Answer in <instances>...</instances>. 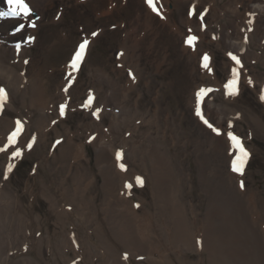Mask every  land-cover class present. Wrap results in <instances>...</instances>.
<instances>
[{"label": "rangeland", "instance_id": "1", "mask_svg": "<svg viewBox=\"0 0 264 264\" xmlns=\"http://www.w3.org/2000/svg\"><path fill=\"white\" fill-rule=\"evenodd\" d=\"M106 1L114 3V14L96 18L98 28H108L101 41L89 44L77 84L63 85L67 72L62 69L84 40L77 17V29L66 30L74 22L66 17L52 32L46 26L32 47L31 55L48 50L41 84L54 106L47 123L41 124L43 131L35 126L40 114L31 111L29 119L38 131L32 128L25 146H9L8 137L17 129L0 136V148L5 149L0 152V195L2 186L12 191L1 204L12 201L4 220L8 248L0 264H264V34L242 36L251 48L231 51L226 43L235 34L227 21L212 27L202 42L199 35L209 30V17L196 16L184 26V35L188 40L196 37L190 45L204 44L210 52L192 59L183 51L182 39L175 40L169 31L151 37L129 0ZM189 5L185 2L176 11L178 21ZM32 16L38 20L36 13ZM19 23L9 19L0 24V36L14 33ZM22 32L12 41L25 40ZM125 41L132 46L128 53L123 52ZM130 52L140 57L139 66L125 64ZM210 53L215 60L209 71L204 57ZM97 67L116 83L89 84L99 73ZM233 70L236 96L226 87ZM202 89L206 92L197 96ZM66 100L76 109L71 112ZM94 102L89 114L85 108ZM123 112L129 113L125 121L130 122L116 130L112 122ZM8 114L18 119L16 112ZM230 132L250 153L243 175L232 170L237 151ZM156 146L161 147L157 150L164 156L163 166L151 162L149 154ZM103 148L114 155L116 186L105 182L111 175L102 173L106 162L97 161ZM16 149L21 156L12 155ZM117 152L122 159L117 160Z\"/></svg>", "mask_w": 264, "mask_h": 264}, {"label": "bare ground", "instance_id": "2", "mask_svg": "<svg viewBox=\"0 0 264 264\" xmlns=\"http://www.w3.org/2000/svg\"><path fill=\"white\" fill-rule=\"evenodd\" d=\"M28 2L30 3V6L33 9V14L36 13V16H38V20L37 19L35 20L33 16H31L28 19H25L22 16L20 18L0 17V24L4 23L6 20H9V19L20 21L19 24L24 25L23 29H21V30H23L22 33L25 32V34H27L25 37V40L21 39V40H17L16 42H14L15 40L13 38L15 37V35L17 33V29L19 28L18 27V28H16L14 33L11 32L8 34H3L4 36L3 35L0 36V88L5 89L7 94H8V100H7L3 110L0 111V136H3V134H6L7 130L9 131L12 129H17V123L16 122L20 121L23 125V131L21 132V134L18 137L19 142L16 143L17 145H19L20 143L23 145L25 144V142L27 140L26 136H28L27 134H29V135L31 134L32 128L34 131V129L37 130V128L39 127L40 130L43 131V127L41 126V124H45V122L47 121V118H48L47 113H49L51 106L52 105L54 106V104L50 105V103H49L50 100H48L49 96L46 93L47 91L41 84V82H42L41 81V75L43 74V72L45 70L43 68L44 67L43 63L45 61L44 58H46L48 50L41 49V52H39L38 54L31 55L32 47H35V46L37 47V43H38L37 41H39V37L44 33V28L46 26H49L48 29L50 32H52L53 31L52 29L54 26H57L60 24L63 25V23L66 20V17H70L73 20L77 17V20L79 21V23L80 22L83 23L81 29H84L83 31L85 32L83 34L82 40L87 38L88 40H90L89 44L96 45V43L99 42L100 37H103L105 35L104 31L106 30V28H108V27H106L107 25L105 26L104 30L101 29V26H99L100 28H98L97 26L99 25V22L96 21V18L98 20L101 18L107 19V18H111L114 14L113 13L114 3L113 2L107 3L109 1H106V0H28ZM185 2L190 3V5L188 6V8H187L188 10L186 11L185 14L182 12L179 15V21H178L175 17V13H176V11L180 10L179 8H182V5ZM129 3H132V5H133L132 7L137 8L136 11L139 15V18L137 20L139 21V23H142L141 24L142 26H145L147 29L152 31V32L148 31V33L150 32L149 35L151 37L156 39V37L159 35V33L164 32V31H166V32L169 31L170 32L169 34H172V35H174L175 38H177L175 40H178L179 38L182 39V41L185 44L184 46L182 45L183 46L182 49H183V51L188 52L187 54H189L192 59L196 58L201 52L205 51L207 53V51L209 50V49H205L204 44L200 45V43H198L195 45V47L192 46L193 45L192 43H191L192 45H190L188 38H186V35H184V34H186L184 29H183L184 26L187 23L189 24V23L193 22L195 20L196 16H199V18L201 16H203L204 19H206V17L207 18L209 17L208 18L209 30L207 29L203 34L201 33V35H199L202 37L200 40L202 42L203 41L205 42L204 39H205L206 35H208V33L210 34L212 32V30H213L212 27L219 26V28H220L221 24H219V23L220 22L223 23L222 19L226 20L227 21L226 23L230 25V28L232 29L233 33L235 34L234 35L235 38L233 36L231 37V35L233 33L230 34V30H228V32H227L228 34L226 35V36H230L231 38H233L232 40L230 38V40H228L226 43L227 47L229 46V49H231V51H239L242 49L247 51L251 48L249 42H246L245 40H244L245 42H243L242 36L245 35V38H246L248 35H250L249 37L252 38V37H254V35H258L261 33L264 34V0H154L157 11L152 10V8L147 3V0H131V1L129 0ZM134 3L136 6L134 5ZM123 5H124V3H123ZM89 6L91 7V9H89ZM241 7H242V9H241ZM200 8H202V9L199 10ZM111 9H112V11H111ZM114 9H115V7H114ZM7 10H8L7 0H0V12H6ZM93 13L95 14L94 16H93ZM252 19L255 20L254 23L249 24V21ZM200 20H202V19L200 18ZM33 22L35 24V27L29 26ZM194 25H195V23H194ZM250 25L252 27V31H249ZM92 26H93V30L87 31L86 27L91 28ZM225 26H226V24H225ZM66 27H67L66 30H69L71 33L72 29H74L75 27L77 29L79 26H77L76 20H74L73 25L72 24L66 25ZM95 27H97V28H95ZM197 27L199 28V26H197ZM227 28H225V31H227L226 30ZM197 30H199V29H197ZM201 30H203V29H201ZM46 31H47V29H46ZM141 31H143V29ZM93 32L97 33V35L93 36L92 35ZM221 33H223V32L221 31ZM262 34H261V36H262ZM220 36H222V35H220ZM12 40H14V41H12ZM40 40H41V38H40ZM126 40H127V38H126ZM134 40H136V39H134ZM82 42H79L78 44H80ZM39 44H40V42H39ZM17 45H19V47H17ZM134 46L135 45H133V47ZM130 47H132V46H129L128 41H125V43L123 44V47H122L123 52L128 53ZM90 48H91V46L88 45V47L86 49L85 56H84L82 62L80 63L78 70H73L70 68V64H71L73 55H75V53L72 55L70 60L67 61L68 63L67 62L65 63V65L62 69H64L67 72V75L64 78L63 85L64 84L66 85L70 82L77 84L76 82L79 81V77H80L79 76L80 71H81L80 69H82V67L85 63V60H87L89 58L88 56L90 53ZM136 51H138V50H136ZM208 52H210V50ZM30 56H31V58H30L29 64H28V66H26L25 60L27 58H29ZM209 56H210L209 57L210 59H208L206 61L207 65H208L206 68L210 71V69L213 68V66H214L213 61L215 59H214V56L212 53H210ZM124 58H126L125 61L122 58L121 59L125 62L126 65L128 64L130 66H133L135 64L137 66L138 64H140L139 59H138L140 57L139 56L136 57L134 54H131V52H130V55L128 54L127 57H124ZM134 69L136 70V68H134ZM194 69H195V67H194ZM96 70L99 71V73H98V75H94L95 74L94 73L93 74L94 76H91L92 79L89 81V84L93 81L96 83L100 82L102 84H108L110 86L112 83L113 84L116 83V82L114 83V79H112L111 76H109L107 73L103 74L102 73L103 71L100 70V67H97V69L95 68V71ZM69 73H71V75H69ZM209 75H207V76H209ZM46 86H47V84H46ZM70 86H71V83H70ZM113 88H116V87H113ZM71 89H69V92ZM67 93H68V91H67ZM112 94H115V93H112ZM61 95H63V94H61ZM65 95H63V96L65 97ZM108 95H111V94L108 92L105 95V101H106L105 106L107 108H108L107 102L110 101V99H108L106 97ZM116 96H118V95L116 94ZM235 96H236V94H235ZM239 96H241V95H239ZM89 97H92V96H89ZM67 100H68V98H67ZM115 103L119 104L117 102H115ZM89 104H91V103H89ZM68 106H70L69 108L71 109L70 110L71 112H72V110L76 109L75 107H77L76 104H73V103H71ZM85 106H84V108H85ZM117 106H119V105H117ZM95 107L96 106H95V102H94L91 105H89L87 108H85V111L87 110L90 114L91 110H93V108H95ZM33 109H35L40 114L39 118L36 119L37 120L36 125L33 124V121H31V119H29L30 117H32L31 111ZM123 109L124 108H122V111H123ZM10 111L12 113H13V111L17 113L18 117H16V118H18V119L16 121H13L10 118V116L8 114V112H10ZM50 111L52 113V110H50ZM103 113H105L104 110H103ZM126 113L127 112H123L122 114H120L123 116L122 118L119 117L120 119L119 118L115 119V120L113 119L114 121L112 122V124L114 123L113 126H115L116 130L120 129V127L122 125H127L128 122H130V120L125 121V119H127L129 117L128 116L129 113H128V115ZM87 115H88V113H87ZM116 115L118 117L119 114H115V116L113 114V118L116 117ZM126 115H127V117H124ZM34 125L37 126V128H35ZM123 128H124V126H123ZM22 133H25V135H23ZM42 133L45 134L44 132H42ZM38 136H39V133L37 132L36 138ZM38 138H40V137H38ZM157 147L158 146H156L155 149H152L153 151L151 152V154H149V156L152 157L151 162L154 165L163 166V164L165 165V163L161 164V162L164 161L165 159H164V156L162 155V153H159L160 150H159V152L157 150V149H160L161 147L160 148H157ZM217 150H218V148H217ZM112 152L114 154L115 150L114 151L111 150V153ZM97 153H98L97 154L98 155V157H97L98 163L103 164V162H106L105 167H107V168L103 169L104 171L102 173L103 174H106V173L111 174V175H109L110 179L106 178L105 182H109L113 186H116L117 181H118L117 180L118 175H116L114 172L115 165H117L116 161L113 160L114 155H110L109 153H106L104 148L99 149ZM110 161H112V162H110ZM155 170H158V168ZM104 186H106V185H104ZM2 187L4 188V191H3V194L0 195V255H2V253H5V251H7V248H8V247H6L7 243L5 242L6 235L4 233H6V229H5L6 222H4V220H5V214L7 212V207H10V205L12 203V201L11 202L7 201L8 203L4 202L5 207L2 206L3 205L2 202L7 197H9V195L11 196L10 193H12V191L9 188H7L8 186H5V187L2 186ZM109 187L110 186H108V188ZM12 188H13V186H12ZM1 191L2 190H0V192ZM1 196H2V198H1Z\"/></svg>", "mask_w": 264, "mask_h": 264}, {"label": "snow or ice", "instance_id": "3", "mask_svg": "<svg viewBox=\"0 0 264 264\" xmlns=\"http://www.w3.org/2000/svg\"><path fill=\"white\" fill-rule=\"evenodd\" d=\"M147 3L149 4V6L152 8L153 11H157L156 5L154 3V0H147ZM7 5H8V10L6 12H0V17H14V18H20L21 16L24 17L25 19H28L32 16L33 14V9L30 6V3L28 2V0H7ZM201 19H203V16L200 17ZM29 26L35 27L34 22L31 23ZM24 25L21 24L20 27L17 29V31H20L21 29H23ZM93 36L97 35V33L93 32L92 33ZM196 39V37H190L189 40L190 41H194ZM89 45V40L87 38H85L83 40L82 43L79 44V48L78 50L75 52L74 57L72 58L71 64H70V68L73 70H78L80 63L82 62L85 53H86V49ZM17 47H19V45H17ZM229 55H231V53H229ZM209 58L207 56L204 57V60L207 61ZM232 59L236 61L237 64L240 63V61L238 60V58L236 56H232ZM25 63H27V61H25ZM208 65L205 64V67H207ZM234 71V78L233 80L229 81L228 84L226 85V87L230 90V94H236L237 92V79L235 78V70ZM69 75H71V73H69ZM65 91H67V89H65ZM206 92L205 89H202L199 93H197V96H202L204 93ZM261 99H264V95L261 96ZM8 100V94L6 92L5 89L0 88V111L3 110L6 102ZM64 109L65 106L61 105L60 107V113L61 115L64 114ZM197 115H200L201 118L203 119L201 110L199 108V106L197 107ZM17 130L14 131L9 137H8V142H9V146L15 145L18 141V137L21 134V132L23 131V125L20 121H17ZM204 123L208 125L209 128H213V126L207 121L204 120ZM214 131H217L216 129H213ZM228 137L230 139V141L232 142V147L234 150L237 151V155L235 156V158L232 160V170L234 172L239 173L240 175H243L244 173V168L248 162V159L250 157V153L244 148L242 141L240 140L239 137H237L236 135H234L233 133H228ZM29 147H31L29 145ZM5 151L4 148H0V152ZM12 155L14 157H19L22 155L21 151L19 149H16L15 151H13ZM122 152H117L116 156H117V160L122 159ZM12 165H9V171L12 170ZM120 167L123 169L124 165L121 164ZM139 183H143L141 178H137ZM127 187L131 188V185H127ZM241 187H243V181H241ZM125 259H127V255H125L124 257Z\"/></svg>", "mask_w": 264, "mask_h": 264}]
</instances>
